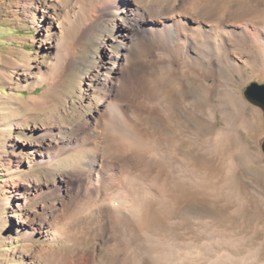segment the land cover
<instances>
[{
    "label": "bare ground",
    "instance_id": "bare-ground-1",
    "mask_svg": "<svg viewBox=\"0 0 264 264\" xmlns=\"http://www.w3.org/2000/svg\"><path fill=\"white\" fill-rule=\"evenodd\" d=\"M262 1H20L27 19L43 31L38 43L51 55L32 85L21 87L42 86L41 93L27 98L31 109L61 104L78 45L113 13L123 17L102 67L82 78L67 133L59 141L47 139L33 158L54 169L61 158L78 156L18 203L40 202V211L29 218L16 217L25 239L44 242L32 258L43 251L51 257L48 264H258L261 247L251 250L248 243L250 234L264 231V185L258 177L251 180L259 188L239 180L246 173L235 156L246 165H264V138L257 153L242 139L243 132L261 133L263 108L241 89L251 79L264 81V19L260 25L246 22L235 12L245 5L260 8ZM169 30L172 45L165 53L179 67L162 73L158 43ZM138 70L146 77L142 86ZM218 70L225 86L216 83ZM29 71L26 65L15 74L25 80ZM155 74L162 83L171 81L162 90L169 103L161 99ZM189 86L215 93L217 103L207 105L206 118L199 111L190 116L196 107L186 105ZM204 124L211 128L209 136ZM45 133L54 134L52 128ZM246 194L251 198L239 204L236 199Z\"/></svg>",
    "mask_w": 264,
    "mask_h": 264
},
{
    "label": "rangeland",
    "instance_id": "rangeland-1",
    "mask_svg": "<svg viewBox=\"0 0 264 264\" xmlns=\"http://www.w3.org/2000/svg\"><path fill=\"white\" fill-rule=\"evenodd\" d=\"M20 1L22 2L23 0L0 1V264H48L51 259L48 252L42 251L38 259L32 258L33 250L38 249L41 243L44 242L41 241L40 238L35 241L25 239L23 237V230L16 219L17 216L20 217V219H27V217L29 218L32 216L35 210L40 211V202L33 200L28 207L27 204L23 206L18 203H22L27 196L29 198L32 196L35 184H47L51 182L65 169L67 166L66 164H68L70 160H78L76 154L73 155L70 160L61 158L55 168L50 169V167H43L42 165L36 164L33 158L38 155L41 146L47 139L59 141V136L67 133L64 128L69 127L70 121H72V105L73 103H78V88L82 83V78L90 73L96 66H101L100 60L107 52L111 51L112 48H110L109 45L114 44L110 41L116 30L115 24L118 22V18L123 19V17L120 13H113L106 20L96 24L90 37L83 41L82 44L78 45L73 70L64 81V94L66 97L60 101L61 104L57 105V107L55 106L54 109H31L27 104V98L32 94L41 93L42 86L37 85L31 90L22 89L21 87L27 82L29 86L32 85L33 77L38 74L37 70L47 66L48 63L51 62V55L43 44H39V40L43 38L42 29L34 26V24L27 19L24 11L20 8ZM262 2L260 8L245 5L237 10L235 15L239 18L247 17V21L245 20L246 22L250 21L251 23H258L260 25L261 21L264 19V0ZM54 7L55 10L58 9V5ZM55 10L52 11L56 12ZM45 19L46 18L43 17L42 21L44 22ZM205 24L209 25L207 22H205ZM171 36L172 32L169 30L158 43V46L163 49V51L157 50L158 69L159 72L162 73H172V71L179 67L168 55V51L172 45L170 42ZM165 52H168V54ZM199 54V59L200 57L204 58L202 53ZM26 65L29 66L30 71L27 72L25 81L23 80V75L18 76L15 74V71L20 67H26ZM2 67H6V70H3ZM178 70H180L179 74L182 76V70L180 68H178ZM137 77L140 86H142L145 82L144 80H146L145 74L138 70ZM154 77L157 80L161 99L164 100L163 102L166 101L165 103H169V99L165 98L166 96L162 94V90L167 88L166 85L171 81L166 80L162 83L158 75L155 74ZM216 78L217 84L224 85V83H221L222 78L220 76V70H218ZM179 79L180 78H177L176 81ZM252 81L264 84L262 80L251 79L241 86L243 94L246 86ZM228 86L232 88L231 83ZM199 91L200 93L198 94ZM187 92V98L185 99L188 100V102L186 100V105L189 107L188 109L195 107V109H197H193L192 112L190 111V116L197 115L199 111L198 115L206 118L213 104L217 103V99H215L216 97L214 96L215 93L209 96L206 95L204 89L202 90L201 88L197 90V88L193 86H189ZM227 101L231 105V101ZM232 106L234 115L239 114L236 106ZM263 121L264 120L258 123L260 134L255 132L250 135L244 132L242 133V139L244 138L243 140L247 142L251 151L256 153L259 152L258 143L260 138H264ZM232 122H234V126L240 124V122L234 120ZM220 124H223L221 120L218 121V125ZM194 126L199 127L198 124ZM40 128L42 129L38 131L37 129ZM47 128H52L54 134L48 136V134L45 133ZM204 128L203 132L205 136H209L211 134V128L205 124ZM41 131L43 132L40 134ZM235 157L237 158H235V161L237 160L236 162L244 168L246 173L244 174L242 172L239 175V180L248 179L252 187L259 188L255 186L256 184L252 181L253 178L258 177L260 183L264 185L263 164L251 163L248 164L249 167L239 155ZM43 188L45 187L43 186ZM249 198L251 197L246 194L236 200L239 204L246 205ZM210 214V210L207 209L205 215L208 216ZM255 220L256 219H254V221ZM241 231L243 232V230ZM250 235L248 246H251V248L249 247L251 250L256 247H261L257 263L264 264V231L260 229ZM57 247L60 248V245H57ZM59 250L60 249H58V251ZM223 250L235 254L247 252V249L242 251L235 249H231V251L227 249ZM144 264L151 263L149 260H146Z\"/></svg>",
    "mask_w": 264,
    "mask_h": 264
},
{
    "label": "water",
    "instance_id": "water-1",
    "mask_svg": "<svg viewBox=\"0 0 264 264\" xmlns=\"http://www.w3.org/2000/svg\"><path fill=\"white\" fill-rule=\"evenodd\" d=\"M244 94L249 100L258 103L264 111V84L252 81L246 86ZM262 149L264 151V143Z\"/></svg>",
    "mask_w": 264,
    "mask_h": 264
}]
</instances>
